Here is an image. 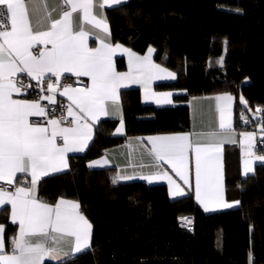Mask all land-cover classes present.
Returning a JSON list of instances; mask_svg holds the SVG:
<instances>
[{"label": "trees", "instance_id": "16d2710c", "mask_svg": "<svg viewBox=\"0 0 264 264\" xmlns=\"http://www.w3.org/2000/svg\"><path fill=\"white\" fill-rule=\"evenodd\" d=\"M106 17L113 42L138 53L152 46L154 60L174 72L175 79L156 88L176 90V104H145L138 88L123 89L125 135H113L115 119H101L86 150L69 156L68 169L39 181L38 198L76 200L92 225L87 248L43 264H264L263 164L252 174L227 177L225 196L238 205L210 212L190 188L172 198L163 183H113V168L87 166L127 136L187 131L192 95L229 92L235 127L240 113L264 125V111L251 117L264 110V0H126L108 7ZM116 65L124 68L122 56ZM0 223L8 250L17 225L7 205Z\"/></svg>", "mask_w": 264, "mask_h": 264}, {"label": "snow or ice", "instance_id": "6c2138e0", "mask_svg": "<svg viewBox=\"0 0 264 264\" xmlns=\"http://www.w3.org/2000/svg\"><path fill=\"white\" fill-rule=\"evenodd\" d=\"M124 0H103L100 7H112ZM61 11L58 18L52 17L43 0L47 27L34 31L27 0H0V181L12 185L17 174L31 176L30 186H17L13 192L0 187V207L11 206V222L18 224V232L8 238L9 249H5L4 228L0 226V264H43L45 258L58 259L63 251L61 242L69 245L71 252H80L89 246L92 225L80 211V204L59 199L55 205L43 202L36 194L37 182L50 172L67 168L66 154L83 151L92 139L93 124L101 116L109 114L111 109L119 111L118 90L128 84H142L146 98L154 97L157 103H172V93L156 94L151 92V83L159 79H175V74L154 64L149 48L148 55L138 56L121 45L112 46L100 40L99 47H89V33L84 23L105 33L109 32L106 17H97L93 0H60ZM81 14L79 30L74 29V13ZM97 39L99 37L97 36ZM43 46L37 52L33 49ZM122 50L128 55V71L117 72L113 55ZM220 63H223L222 59ZM25 73L37 81H43L46 75L55 77L57 82L64 73L77 77L85 76L91 80V86L84 88L64 87L61 95L71 102L66 108L67 116L55 118V113L46 123L30 122V117L48 116V111L38 100L14 99L13 94L26 90L17 77ZM47 90L55 93L56 88L48 83ZM41 99L55 103L53 95ZM219 111V132L212 131L208 136L213 142L193 141L188 134L149 137L150 154L157 162L171 166L172 170L185 184L189 183V156H194L195 198L205 211L214 208H228L232 204L225 202L223 174L220 162V146L214 142L220 133L233 131L225 113L233 101L230 94L215 97ZM225 102L221 105L219 102ZM241 102H246L241 97ZM264 111L257 109V112ZM71 117V120H68ZM241 119L247 123L243 115ZM91 121L92 123H90ZM67 125V126H65ZM264 132V125L261 126ZM117 133L123 132V120ZM241 143L248 145L245 155L253 157L252 141L254 133L240 134ZM62 141V143H58ZM223 140H220L222 143ZM231 142H235L232 140ZM255 160L264 161V156H255ZM251 159L244 161V173L253 171ZM107 159L92 162L89 167H104ZM133 176H121L113 179H134ZM151 182L155 179H167L174 186L173 196L183 195V190L167 172L157 171L141 177ZM238 203V202H237ZM69 253L65 252L67 256Z\"/></svg>", "mask_w": 264, "mask_h": 264}, {"label": "crops", "instance_id": "0c3cea01", "mask_svg": "<svg viewBox=\"0 0 264 264\" xmlns=\"http://www.w3.org/2000/svg\"><path fill=\"white\" fill-rule=\"evenodd\" d=\"M126 1V0H124ZM28 2V11H29V16L30 20L33 26L34 31L38 30H45L47 27V20L45 19V9L43 8V0H27ZM48 10L51 11L52 9H55V11H52V17L53 18H58L60 11H61V6H60V0H46ZM103 2V0H93L94 3V8L93 12L97 17H106V9L108 6H105L104 8H101L100 5ZM107 20V17H106ZM82 19H81V14L79 12L74 13L73 16V23H74V29L79 30V27L81 25ZM108 28H109V22L107 20ZM84 29L89 33L88 37V44L89 47H99L100 40H104L107 43H110L112 46H115L117 44L121 45L122 49H128L133 53H136L138 56H146L148 55V50L149 48L154 49L152 46H149L144 53H138L134 51L133 49L124 46L123 44L119 42H113L111 38V33L110 35L108 33H105L99 29L94 28L91 24L84 23ZM110 32V28H109ZM97 36L99 39H97ZM39 49L42 48L43 46H38ZM33 52H37L33 49ZM154 54H155V49L151 53V60L154 64H158L161 67L167 69L168 71L174 73L173 71L169 70L168 68L162 66L161 64L157 63L154 60ZM117 56H122L124 60V68L119 69L116 65V58ZM113 63L115 65V69L117 72H127L128 71V55L124 53L122 50H117L115 54L112 57ZM18 74H24L27 76L25 73H18ZM50 75H46L48 77ZM75 76L69 73H64L62 77H71ZM29 77V76H27ZM85 80V85L91 86V80L89 77L85 76H80ZM33 81H37L29 77ZM55 78V77H54ZM59 79V80H60ZM56 80V78H55ZM173 79H159V80H153L151 83V92H154L156 94L160 93H172L171 100L172 103L165 104V103H157L156 99L152 97L151 95H148L146 98V93H145V88L142 84H128L127 87H121L118 90V95H119V111H113L111 109V102H109V114L106 116H101L98 121H100L103 118H111L116 120V126L113 130V135L114 136H123L125 135V125H124V119H123V107L121 103V91L123 89L127 88H138L139 93H140V99L142 103L145 104H153L155 106H170V105H175L176 102L173 98L174 94L177 92L176 90H171V89H166V88H156V83L157 82H165V81H170ZM57 81V80H56ZM54 87L56 88L55 93L52 92H47L46 94L40 95V97H31L26 94H13L14 99H20V100H29V101H36L38 100L42 106V96H48V95H53L56 98L62 97L68 106L69 103H71L67 96L61 95L63 92L64 87H69L67 85H58L54 84ZM84 85V86H85ZM83 87H77V86H70L73 88L81 89ZM222 94H230L229 92H216V93H209V94H200V95H192L188 98L187 104L189 106V119H190V128L187 131H180V132H171V133H158V134H147V135H131L127 136L125 140L122 142L109 146L105 148L102 152V154L99 157H96L94 159H91L90 161L87 162V166L89 167L92 162L101 160V159H107L108 164L104 167H111L115 171V178L121 177V176H133L135 177L134 179H120L118 181H142L147 184H154V183H163L166 185L168 194L170 197H177L173 196L171 193L174 190V186L169 185V182L167 179H155L149 182L146 179H143L141 177L143 176H149L152 175L153 173L160 171V172H167L168 176L172 178V180L175 182V185H178L182 190L183 194L186 192L187 188H190L194 197V200L196 203L205 211L204 207L196 200L195 198V173H194V156L190 154L189 156V167H188V177H189V183L185 184L183 180L180 179L179 176L176 175V173L172 170L171 166L162 163L160 164L159 167H157V162L153 159V156L150 154V149H151V144L148 141L149 137H157V136H165V135H176V134H188L190 135V138L193 141H199L201 143H209L213 142L212 139L208 136V133L212 131H217L219 132V111L217 108V101L215 100V97L218 95ZM233 97V95H232ZM221 105H224L225 102L221 101L219 102ZM66 106V108H67ZM251 117L252 118H258L259 117V112L253 111L251 112ZM65 115L67 116V112L65 109ZM121 117L123 120V132L122 133H117L116 129L120 127L121 123ZM38 118L39 116H33L30 117V122H39L41 124L46 123V121H39ZM56 118V117H55ZM225 118L226 120H230L232 124L233 131L231 133H220L219 139L215 140L214 142L219 143L220 146V162L222 165V174H223V191H224V200L225 202L232 204L234 206L238 205L237 200H229L225 196V179L227 177H236V176H245L244 173V161L246 159H251L254 162L252 163V168L253 171L249 172L248 174H252L255 171V167L259 164L264 165V161L260 160H255V156H264V152L260 151V148L264 146V132L261 131V125L258 123L251 122V119H249V122L245 123L244 121L241 122L240 127H235L234 125V97L233 101L231 102L230 105H228L225 113ZM68 120H71V117H68ZM96 121L93 124V130H92V137L94 135V129L95 125L98 122ZM92 123L91 121H89ZM67 126V125H65ZM246 126V127H245ZM248 132V133H254V139L252 141V151L254 153L253 157H248L245 155V150L247 149L248 145L246 143H241L242 137L241 133ZM220 140H223L222 143H220ZM234 140L235 142H231ZM91 141V140H90ZM88 142V144L90 143ZM258 141H263L262 144H259ZM58 143H62V141H58ZM87 144V146H88ZM87 148V147H86ZM86 148L83 151H75V152H69L66 154V160L67 164L69 167V156L74 155V154H80L83 153ZM63 168L60 171L56 172H50V174L62 172L68 169ZM104 167H89V168H104ZM47 175V176H48ZM46 176H42L38 182H37V188H36V194H38V184L39 181ZM22 178H26L28 181L26 184H19L20 180ZM30 181H31V176L26 175L23 173L17 174L16 179L14 180L13 184L17 186H30ZM3 183H6L4 181H0ZM9 192H13L12 190H7ZM38 196V195H37ZM63 198L64 200L67 201H73L77 202L74 199L66 198V197H60L58 198L61 199ZM56 201V203L58 202ZM55 203V204H56ZM78 203V202H77ZM49 204V203H48ZM55 204H50V205H55ZM8 207V214H9V219L11 221V206L10 204L7 205ZM2 207H0L1 210ZM230 208V207H228ZM227 208H214L213 210H209L206 212L210 211H217V210H223ZM82 213V212H81ZM83 214V213H82ZM84 215V214H83ZM85 216V215H84ZM88 220V219H87ZM89 221V220H88ZM90 223V222H89ZM17 225V231L15 235L18 232V224ZM0 226H3L0 223ZM92 232V230H91ZM14 235V236H15ZM91 242V237L89 240V245ZM60 247L63 248V251L59 253V258L58 259H51V258H45V260H51V261H58L61 260L65 257H68L72 254H75L77 252H71L69 249V245L66 242H61ZM6 249V248H5ZM85 249V248H84ZM83 250V249H82ZM7 251V250H6ZM65 252H68L69 254L67 256L64 255ZM44 260V261H45ZM44 263V262H43Z\"/></svg>", "mask_w": 264, "mask_h": 264}, {"label": "built area", "instance_id": "2783aa9c", "mask_svg": "<svg viewBox=\"0 0 264 264\" xmlns=\"http://www.w3.org/2000/svg\"><path fill=\"white\" fill-rule=\"evenodd\" d=\"M3 10L0 9V14H2ZM35 51L39 50V47L37 46L34 48ZM18 79L20 82L25 86L24 91L21 92V94H26L28 96H35L40 97V95L46 94L48 92L47 86L48 83H54L58 85H67V86H77V87H83L85 85V80L81 77L77 76H71L69 78L62 77L58 82L55 80L54 77L48 76L45 77L44 80L41 81H33L29 77H27L24 74H17ZM42 106L46 108L48 111V116L46 117H40L38 118L39 121L43 122L46 121L48 118H51L53 115V112L55 113V117L59 118L61 115H65V109H66V101L62 97H58L55 100V103H50L48 100H42ZM244 116L247 118V121L249 120L248 115L245 113H240V117ZM259 144H262L263 141H258ZM27 179L22 178L19 182V184H26ZM0 187L5 188L6 190H15V187L17 185L12 184L8 185L7 183L0 182ZM186 224L189 226L191 224V220L189 218L186 219Z\"/></svg>", "mask_w": 264, "mask_h": 264}]
</instances>
